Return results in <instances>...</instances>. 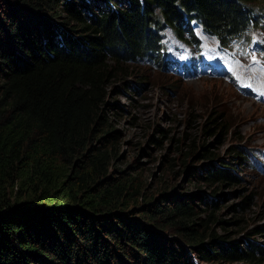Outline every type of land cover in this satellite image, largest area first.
Here are the masks:
<instances>
[{
    "label": "trees",
    "instance_id": "trees-1",
    "mask_svg": "<svg viewBox=\"0 0 264 264\" xmlns=\"http://www.w3.org/2000/svg\"><path fill=\"white\" fill-rule=\"evenodd\" d=\"M20 1L0 0V264L264 263L256 239L206 242L217 219H200L192 200H146L136 176L110 167L106 127L109 81L128 62L164 65V25L192 41L194 19L226 43L256 23L264 7L250 5L264 0ZM222 119L211 111L204 131ZM249 159L237 147L225 162ZM219 164L207 178L234 177ZM253 230L264 237V223Z\"/></svg>",
    "mask_w": 264,
    "mask_h": 264
},
{
    "label": "rangeland",
    "instance_id": "rangeland-1",
    "mask_svg": "<svg viewBox=\"0 0 264 264\" xmlns=\"http://www.w3.org/2000/svg\"><path fill=\"white\" fill-rule=\"evenodd\" d=\"M12 1L22 8L20 0ZM252 4L250 6L257 12L264 7V1ZM99 5L104 8L103 3ZM8 6L15 7L12 3ZM60 16L56 15L59 22L63 20ZM262 24L264 11L244 33L253 43H243L242 37L234 35L228 37L227 45L221 46L217 37L205 33L198 23H194L200 38L198 48L179 39L170 27L164 26V55L170 61L166 65L149 61L128 62L125 73L113 77L108 84L110 104L106 127L115 131L107 141V147L114 153L110 167L136 176L146 200L165 191L173 198L192 200L200 219L213 212L217 221H212L209 226L215 235L205 238L206 242L228 236L240 244H244L245 239L264 242V237L253 230L264 223V93L255 97L241 91L234 80L197 76L192 73V68L209 67L211 72L214 71L213 62V65L206 64L210 55L206 43L213 44V51L232 63H235L234 57L241 61L257 56L264 59L261 43L264 28H259ZM253 35H258L259 39L253 41ZM245 78L242 76L238 80L245 82ZM253 79L257 80L256 77ZM262 88L263 92L264 84ZM211 111L218 112L223 119L204 131ZM237 147L251 154L250 161L225 162ZM200 151L211 156H203ZM212 163H220L234 177L207 178V167ZM246 194H251V199L243 203ZM138 205L129 202V214L147 218ZM195 227H199L198 231L205 230L202 225ZM165 229L166 234L181 238ZM237 263L233 261V264ZM214 264L232 263L221 260Z\"/></svg>",
    "mask_w": 264,
    "mask_h": 264
},
{
    "label": "bare ground",
    "instance_id": "bare-ground-1",
    "mask_svg": "<svg viewBox=\"0 0 264 264\" xmlns=\"http://www.w3.org/2000/svg\"><path fill=\"white\" fill-rule=\"evenodd\" d=\"M208 48L210 50V55H212V58L216 59L218 62L224 63L228 68V70L222 71L223 74L216 73L215 75L216 78L222 79V80L228 79V80L233 81L235 78L246 76V78L243 80L246 83L251 84L252 88L249 87L248 89L245 90V92H248L255 97H258L261 95V93H264V91L262 92L261 90L263 89L262 86L264 84V65L262 63L257 64L255 61L251 59H246L242 61L237 60L236 63H232L230 60L224 59L225 57L223 58L220 54L215 53V51H213L214 50L213 46L210 45ZM232 71H234L238 75V77L233 76V74H231ZM197 76L207 77L204 74L203 70H198ZM253 77H256L257 80L253 79ZM247 106H250V105H247Z\"/></svg>",
    "mask_w": 264,
    "mask_h": 264
}]
</instances>
